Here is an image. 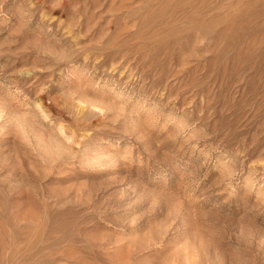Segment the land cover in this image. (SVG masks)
<instances>
[{
    "label": "rangeland",
    "instance_id": "374dc122",
    "mask_svg": "<svg viewBox=\"0 0 264 264\" xmlns=\"http://www.w3.org/2000/svg\"><path fill=\"white\" fill-rule=\"evenodd\" d=\"M0 264H264V0H0Z\"/></svg>",
    "mask_w": 264,
    "mask_h": 264
}]
</instances>
